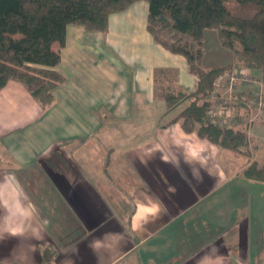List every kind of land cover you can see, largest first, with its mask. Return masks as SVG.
I'll use <instances>...</instances> for the list:
<instances>
[{
  "label": "crops",
  "instance_id": "crops-1",
  "mask_svg": "<svg viewBox=\"0 0 264 264\" xmlns=\"http://www.w3.org/2000/svg\"><path fill=\"white\" fill-rule=\"evenodd\" d=\"M148 13L139 0L111 14L107 31L68 24L65 45L53 43L65 79L49 107L16 81L0 91V146L24 167L43 165L32 186L30 169L21 183L0 172V264H19L22 253L25 264H142L146 240L156 264L264 258V182L244 175L241 155L172 121L184 105L168 112L157 71L187 91L198 78L184 55L154 38ZM106 129L108 149L95 156ZM59 146L67 155L53 153ZM99 156L95 173L89 164ZM169 242L163 256L154 253Z\"/></svg>",
  "mask_w": 264,
  "mask_h": 264
},
{
  "label": "trees",
  "instance_id": "trees-1",
  "mask_svg": "<svg viewBox=\"0 0 264 264\" xmlns=\"http://www.w3.org/2000/svg\"><path fill=\"white\" fill-rule=\"evenodd\" d=\"M139 0H0V91L8 82L22 83L43 108L54 101L53 90L64 81L56 69L61 61L60 47L66 43L68 24L89 30L107 31L111 14L127 9ZM149 4L148 29L154 38L172 52L186 57L190 71L198 78L194 91L162 82L157 71V95L165 100L168 112L183 106L174 116L187 132L234 152L245 142L243 127H221L208 115L210 93L228 68L242 63L264 72V0H146ZM187 35L191 41L169 43L159 38L157 27L166 26ZM217 30L222 47L234 54L235 62L205 67L202 44L204 32ZM244 175L264 182V162L250 160Z\"/></svg>",
  "mask_w": 264,
  "mask_h": 264
},
{
  "label": "rangeland",
  "instance_id": "rangeland-1",
  "mask_svg": "<svg viewBox=\"0 0 264 264\" xmlns=\"http://www.w3.org/2000/svg\"><path fill=\"white\" fill-rule=\"evenodd\" d=\"M227 5L232 9H238L239 8V4L234 0L228 1ZM157 32H158L159 38L161 40L167 41L169 43L182 42V41H187V40L191 41L189 36L172 31L168 25L157 27ZM217 33H218L217 30L210 29L208 32H206L205 39L202 41V44L197 46L204 52L205 66H207L206 64H212V63L213 64L226 65V64L235 62L234 54L230 50L222 47V45L219 42ZM237 68L238 69L243 68L244 70L249 69V73H250L249 75H251L252 78L256 81L244 82L243 84H240L239 82L238 83L231 82L229 73L236 70ZM169 76L171 77V75H168L167 73L159 75L162 82H165L163 80V78L168 79ZM219 78H220L218 80L219 83H217L218 86H217V88L215 87L216 90L215 89L214 90L221 92L227 98L223 99V100H222V98H217L219 100L216 102H213V108L218 109V110L225 109L224 106H227V107L230 106V103H229V97L230 96L235 95V94H238L239 96H241V94H243L244 92H247V91H250V94H252V93L256 92V90L259 89V87L261 88L262 85H264V72L262 70L252 69V68H250V67H248L242 63H239V64H237L231 68H228L223 74H221L219 76ZM12 81H15V80H12ZM16 82H18V81H16ZM240 90H241V92L239 93ZM37 101L42 106L41 102L39 100H37ZM235 111H238V110H235ZM257 113H258V115H257ZM251 117H253V119H254L253 120L254 125H253V128L251 129V134H252L253 139H252L251 143L250 142L246 143V141L244 142V145L242 146L241 152H235L238 155H241V157L238 160L239 164L242 161H244V159L247 162H249L250 160L256 159V160H259L260 163L263 162V159H264V110H263V108L255 110V112L253 113V115ZM249 119H250V117L248 118V116L246 118H244L242 120L241 127L245 126V124L249 122ZM163 121L165 122L166 120H163ZM257 127H259V129H262V131H255V128H257ZM108 132H109L108 129H106V131H104L103 134L99 135L98 140L95 141V143H94L95 148L93 149L95 156L101 155L102 152L107 151L108 147L105 144L107 142L105 140V138L106 137H112V136H108ZM117 142L118 141L116 139L114 141V145ZM53 153H55V155H57V154L61 155L63 153L66 154V152L64 151V147H62V146L56 147L53 150ZM101 159H102V156H99L98 158H95V161H93L92 163L89 164L90 166H93V168H90V167L89 168L91 170H94L95 173L100 172V170L104 166V161H101ZM148 164H149V162L142 161L140 164L142 170L146 171L148 168ZM42 166H43L42 162L40 160H38L37 162H30L28 166L24 167L21 164H18L16 161L12 160V158L9 157L8 153L6 152V149L3 146H0V172L10 171L16 177V179L20 181V183L22 182V179H23L22 176H24L25 173H27L28 170L30 169V171L32 173L30 174L29 179L24 178V180H26V181L29 180V184L31 186L36 185L37 182L39 181V177H37L36 175L39 172V168L43 169ZM112 180L115 181V184L117 183V180L115 178H113ZM126 181H127V179H126ZM131 212H132L131 209L126 211L127 214L128 213L131 214ZM130 230L131 229L128 228V231H130ZM238 235H239V232H238ZM239 239H241V238H239ZM176 244H178V243H176ZM141 245L142 246L139 249V251L140 250L142 251V261H141L142 264H156V262H157V261H155L156 259L154 261H152V260L150 261V258L152 259V257L155 256V254L154 255L152 254L153 248H151L152 247L151 241L146 240V241L142 242ZM170 245L172 247L171 242L158 244V246L155 245L154 246L155 247L154 253H155V250L157 249V247H159V251H161V255L163 256L164 252L167 253L166 252V248H168L167 246H170ZM239 248H242V247H239ZM243 253H244L243 249H238L239 256H242ZM253 260H254L253 262L254 263L256 262V264H264V258L261 260H259V259H253ZM132 264H135L134 260L132 261Z\"/></svg>",
  "mask_w": 264,
  "mask_h": 264
},
{
  "label": "built area",
  "instance_id": "built-area-1",
  "mask_svg": "<svg viewBox=\"0 0 264 264\" xmlns=\"http://www.w3.org/2000/svg\"><path fill=\"white\" fill-rule=\"evenodd\" d=\"M249 69H236L229 73L230 80L231 82H236L243 84L244 82H252L256 81L252 78L251 75H249ZM216 81V88L218 86L217 83L218 80ZM216 90V89H215ZM213 90L210 93V96L208 100L210 101V107L208 110V115L211 119V121L223 128L225 127H233V128H239L242 125V120L248 116L249 122L243 126L244 131H245V141L247 142H252V134H251V129L253 128V113L257 109H262L264 110V85L262 87L256 90V92L250 94V91L244 92L239 96L238 94L232 95L229 97V103L230 106H224L225 109L218 110L213 108V102L218 101L219 99L217 98H222L226 99L221 92ZM241 90L239 91V93ZM220 94V95H219ZM222 94V95H221ZM250 94V95H249ZM231 95V94H230ZM227 109V110H226ZM233 109V110H232ZM238 110V111H235ZM233 113V114H232ZM258 115V113H257Z\"/></svg>",
  "mask_w": 264,
  "mask_h": 264
},
{
  "label": "clouds",
  "instance_id": "clouds-1",
  "mask_svg": "<svg viewBox=\"0 0 264 264\" xmlns=\"http://www.w3.org/2000/svg\"><path fill=\"white\" fill-rule=\"evenodd\" d=\"M11 235L12 236H17L18 235V233L17 232H15V231H13L12 233H11ZM18 249H19V247H20V245L18 244ZM35 249L33 248V251H34ZM27 260V255L26 254H21L20 255V257H19V264H25V261Z\"/></svg>",
  "mask_w": 264,
  "mask_h": 264
}]
</instances>
